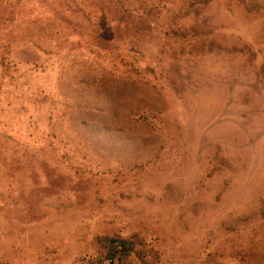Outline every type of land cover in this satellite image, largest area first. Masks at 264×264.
Listing matches in <instances>:
<instances>
[{"label":"rangeland","instance_id":"rangeland-1","mask_svg":"<svg viewBox=\"0 0 264 264\" xmlns=\"http://www.w3.org/2000/svg\"><path fill=\"white\" fill-rule=\"evenodd\" d=\"M0 264H264V0H0Z\"/></svg>","mask_w":264,"mask_h":264},{"label":"trees","instance_id":"trees-1","mask_svg":"<svg viewBox=\"0 0 264 264\" xmlns=\"http://www.w3.org/2000/svg\"><path fill=\"white\" fill-rule=\"evenodd\" d=\"M110 243V248H109V252L111 253V256H113V252H122L125 254V252L128 251L127 247H126V241L124 240H117V239H110L109 240Z\"/></svg>","mask_w":264,"mask_h":264}]
</instances>
